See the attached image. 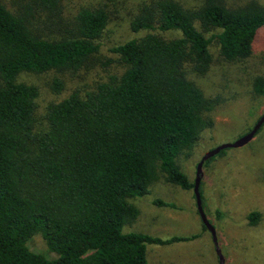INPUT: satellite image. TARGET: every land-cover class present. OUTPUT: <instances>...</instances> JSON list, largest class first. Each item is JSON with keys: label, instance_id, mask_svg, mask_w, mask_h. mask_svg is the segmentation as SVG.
<instances>
[{"label": "trees", "instance_id": "16d2710c", "mask_svg": "<svg viewBox=\"0 0 264 264\" xmlns=\"http://www.w3.org/2000/svg\"><path fill=\"white\" fill-rule=\"evenodd\" d=\"M38 8L56 17L51 24L62 26L56 36L35 26ZM123 10L133 32H151L110 49L124 65L122 73L83 95L73 91L50 103L44 127L37 129L38 88L18 81V74L80 69ZM61 12L62 0H21L11 9L0 0V264H147V244L168 245L198 234L160 238L124 232L139 215L129 198L147 194L161 177L193 188L177 157L213 126L209 114L215 102L188 72L208 71L213 38L223 59L249 57L264 26V5L86 0L67 18ZM170 31L180 35L156 33ZM51 88L60 92L62 80L54 79ZM252 89L264 94V76L255 77ZM153 204L176 208L161 199ZM259 217L248 213L249 225ZM35 234L55 258L29 248Z\"/></svg>", "mask_w": 264, "mask_h": 264}, {"label": "rangeland", "instance_id": "374dc122", "mask_svg": "<svg viewBox=\"0 0 264 264\" xmlns=\"http://www.w3.org/2000/svg\"><path fill=\"white\" fill-rule=\"evenodd\" d=\"M13 8L21 0H2ZM81 1V2H80ZM201 0H180L185 6L199 4ZM228 6H238L249 0H222ZM264 5V0H256ZM31 2V1H29ZM80 2V3H79ZM86 0H62L61 15L67 18L75 7ZM79 3V4H78ZM35 26L44 34L56 36L62 26L53 25L56 17L43 8H38ZM130 17L125 10L112 18L99 38L100 48L80 69H50L42 73L21 72L17 80L38 88L36 98V128L42 129L44 115L50 103L58 102L73 91L85 94L109 76H118L124 65L117 61L118 55L110 51L113 46L139 38L151 32H133ZM252 45V53L243 60L227 61L219 52L218 42L212 39V61L203 75L188 72L215 105L210 112L213 126L204 130L195 145L177 157V163L194 182L196 165L208 150L221 143L233 142L248 132L264 112V94L256 95L252 84L256 76H264V26ZM165 38L179 36V31L156 32ZM212 32H206L211 36ZM107 60H115L104 67ZM188 68V67H187ZM63 82V89L54 92V79ZM203 210L215 228L218 247L224 264H264V124L246 145L227 148L202 167L200 181ZM173 203L176 208L159 207L153 200ZM129 202L139 209L138 217L124 226V232H138L160 238L174 235L198 234L193 240L179 241L168 245H146L147 264H219L212 236L197 212L193 188L184 190L159 178L149 187L147 194L131 197ZM251 211L260 214L256 225H249L247 215ZM28 246L32 251L47 258H55L40 234H35Z\"/></svg>", "mask_w": 264, "mask_h": 264}, {"label": "water", "instance_id": "95a60500", "mask_svg": "<svg viewBox=\"0 0 264 264\" xmlns=\"http://www.w3.org/2000/svg\"><path fill=\"white\" fill-rule=\"evenodd\" d=\"M264 124V112L263 114L258 118V120L255 122V124L252 126V128L246 132L244 135L240 136L233 142H226V143H221L217 145L216 147L208 150L205 152V154L201 157L199 162L196 165V173H195V179H194V185H193V193L195 197V202H196V208L197 212L200 216V219L203 223V225L209 230L211 236H212V241L215 246L216 254L218 256L219 264H224V257L221 253V250L218 247L217 243V237H216V232L215 228L212 226V224L209 222L204 210H203V205H202V199H201V194L199 191L200 188V181L202 177V167L204 162L217 155L221 150L227 149V148H238L246 145L251 139L254 137V135L259 131V129L262 127Z\"/></svg>", "mask_w": 264, "mask_h": 264}]
</instances>
